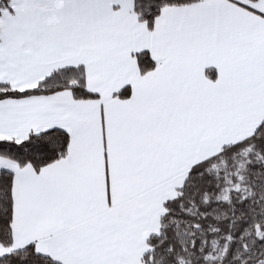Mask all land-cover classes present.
I'll return each mask as SVG.
<instances>
[{
  "label": "snow or ice",
  "instance_id": "snow-or-ice-1",
  "mask_svg": "<svg viewBox=\"0 0 264 264\" xmlns=\"http://www.w3.org/2000/svg\"><path fill=\"white\" fill-rule=\"evenodd\" d=\"M0 264H264V0H0Z\"/></svg>",
  "mask_w": 264,
  "mask_h": 264
}]
</instances>
